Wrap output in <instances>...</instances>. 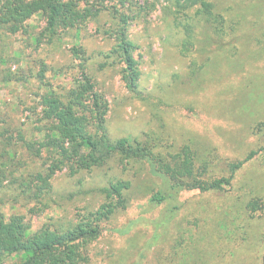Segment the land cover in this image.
<instances>
[{"label": "rangeland", "instance_id": "1", "mask_svg": "<svg viewBox=\"0 0 264 264\" xmlns=\"http://www.w3.org/2000/svg\"><path fill=\"white\" fill-rule=\"evenodd\" d=\"M211 1L225 18L224 33L198 23L185 55L186 32L166 14L167 0L129 23L140 70L135 91L122 79L124 65L106 56L115 41L106 32L112 15L103 14L81 34L65 35L51 46L35 39L44 27L35 15L29 33L0 39V130L29 141L43 139L41 95L74 86L82 69L71 48L82 42L96 88L108 102L105 129L111 139L154 138L156 152L165 153L189 146L197 165L206 164L205 178L232 175L231 185L184 190L176 201L179 209L172 211V203L151 200L162 181L148 161L115 156L74 176L66 168L58 171L52 193L33 200L20 193L13 208L8 207L12 194L0 192L5 200L0 211L24 213L34 230L43 225L66 229L101 207L104 186L123 180L129 182L128 207L86 246L83 264H263L264 0ZM8 68L11 81L3 78ZM251 152L256 154L246 160ZM238 161L244 164L232 173L231 164ZM254 199L262 204L255 211L249 207ZM17 261L9 256L7 264Z\"/></svg>", "mask_w": 264, "mask_h": 264}, {"label": "trees", "instance_id": "2", "mask_svg": "<svg viewBox=\"0 0 264 264\" xmlns=\"http://www.w3.org/2000/svg\"><path fill=\"white\" fill-rule=\"evenodd\" d=\"M157 1L0 0V39L17 31L29 33V20L40 15L44 27L35 39L51 46L58 44L65 35L81 34L89 22L98 21L103 14L109 13L112 15L111 26L106 32L115 41L106 56H114L124 65L122 79L130 90L135 91L139 86L140 70L135 57L136 44L129 36V23L145 13L148 15ZM166 8V14L172 16L175 24L186 32L187 38L181 47L184 55L195 41L198 23L224 33L225 18L215 10L211 0H167ZM190 10H194L193 15H190ZM27 46L30 47L31 42ZM71 53L81 59V76L65 93L60 94L50 88L41 95L42 118L46 122L42 128L45 131L43 139L29 141L21 133L13 135L0 130V192L12 194L8 198V207L13 208L20 202L16 197L20 193L32 200L52 193V178L60 170L66 168L74 176L82 170L104 165L115 156L129 161H148L151 172L162 181L151 200L157 204L172 203V211L179 209L176 201L184 190H218L231 185L232 175L212 180L205 178L206 164L197 165L189 146H184L177 153H165L156 152L152 137L144 142H131L128 138L111 139L105 129L108 102L104 93L96 88L88 50L85 44L76 42ZM2 62L1 55L0 67ZM9 70H6L4 80L13 79ZM255 154L251 152L246 160ZM243 164L244 161L231 164L232 173ZM128 187L129 182L123 180L104 186L101 192L105 202L101 207L84 213L66 229L43 225L34 230L24 213L0 211V264H7L9 256L21 259L13 264L85 263L86 246L101 236L105 223L128 207ZM4 201L1 197L0 203ZM249 207L255 211L262 204L254 199Z\"/></svg>", "mask_w": 264, "mask_h": 264}]
</instances>
